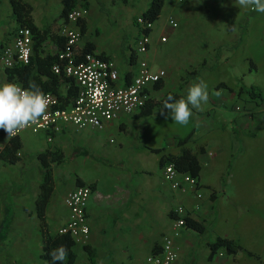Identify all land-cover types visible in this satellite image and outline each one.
Listing matches in <instances>:
<instances>
[{"label":"crops","instance_id":"crops-1","mask_svg":"<svg viewBox=\"0 0 264 264\" xmlns=\"http://www.w3.org/2000/svg\"><path fill=\"white\" fill-rule=\"evenodd\" d=\"M25 1L33 7V20L47 39L36 49L34 38L31 58L35 62L30 70L20 72L23 65L6 68L0 62V84L19 82L28 88L35 81L42 91L51 88L48 92L68 105L78 93L75 81L55 73V63L51 70L47 69L49 63L46 67L42 63L65 46L61 28L68 18L62 16L63 0ZM151 2L88 0L84 6L79 1L77 6L88 8L79 49L91 44L93 53L114 61L118 85L133 80L141 59L153 70H165L166 76L149 85V101L142 110L122 113L103 128L66 123L55 133L25 130L15 136L21 146L11 155L17 160L0 157V264L47 262L37 204L46 170L39 154L46 151L51 152L50 159L58 157L50 161L53 192L45 208L51 234H57L68 221V192L84 184L94 189L87 209L91 239L86 245L75 243L73 264H148L147 257L160 250L164 235L172 232L178 205L185 206L188 217L201 228L188 225L175 239L179 250L176 264H235L244 250L241 245V251L229 253L235 258L231 263L225 254H213L211 245L220 237L232 238L228 230L215 225L217 219L225 220L219 207L221 198H229L233 207L239 205L246 174L255 165L246 160L247 138L253 137L255 142L264 133V86L258 78L245 82L248 73L259 70L251 55L253 49L262 51L264 14L251 12V7H241L236 0H164L151 31L150 48L139 54L133 48L139 34L136 18ZM19 27L10 0H0V50L13 43ZM214 72L218 75L210 82L208 77ZM55 74L60 75L57 81L51 79ZM197 78L208 85L209 100L199 110L192 109L188 125H179L163 105L169 95L174 97L171 102L186 98ZM242 86H254L262 97L256 103L258 109L250 105L247 116H235L236 100L248 94ZM216 92L220 95H214ZM189 134L187 142L180 144ZM11 139L0 130V152ZM183 149L192 150L199 160L202 198L192 188H172L164 178L162 156ZM218 251L226 250L221 247Z\"/></svg>","mask_w":264,"mask_h":264},{"label":"built area","instance_id":"built-area-1","mask_svg":"<svg viewBox=\"0 0 264 264\" xmlns=\"http://www.w3.org/2000/svg\"><path fill=\"white\" fill-rule=\"evenodd\" d=\"M87 15L88 8L84 6H77L69 12L68 20L61 28L65 46L59 54V61L53 66L55 73L63 74L75 81L78 86L76 97L70 104L63 105L56 93L45 92L49 98V107L45 116L35 125L17 131L11 137L18 136L25 130L55 133L66 123L78 128H103L122 113L133 114L142 110L149 101L147 92L149 85L161 81L166 76L165 70H153L147 60L141 59L133 80L121 86L117 84L119 71L114 61L91 52L79 55V43L82 38L80 22ZM136 23L139 34L133 48L137 53L145 54L152 42L151 31L154 22H148L139 15ZM170 23L174 24V20L171 19ZM161 40L165 42L166 38L163 37ZM33 45L34 37L31 29L20 26L15 33L13 43L0 50V62L6 68L30 63ZM164 178L174 189L192 188L197 192L198 198L203 196L199 190L198 178L179 171L174 163H167L164 166ZM93 192L92 186L84 184L68 192L65 197L69 218L60 227L58 233L69 234L76 244L86 245L91 239L92 229L87 209ZM197 207L199 208L198 205ZM187 217L188 211L185 206L178 205L173 212L172 232L164 235L161 249L147 257L148 264H176L179 250L175 239L181 236L183 229L188 226ZM219 254L224 255L222 251Z\"/></svg>","mask_w":264,"mask_h":264},{"label":"trees","instance_id":"trees-1","mask_svg":"<svg viewBox=\"0 0 264 264\" xmlns=\"http://www.w3.org/2000/svg\"><path fill=\"white\" fill-rule=\"evenodd\" d=\"M79 1L80 0H63L64 8H63L62 16L65 17V19L68 18L69 12L73 8H75V6L78 5ZM82 1L84 6H88V0H82ZM10 3L13 7L17 22L20 24V26L28 27L31 29V31L34 34L33 37L35 38V48L36 49L39 48L42 42L47 39V34L45 32H42L40 28L35 24L32 16L33 7L25 0H10ZM163 6H164V0H152L148 9L142 13V16L148 22H155L160 17ZM84 29H85V20H81L82 32L84 31ZM62 49H64V46ZM60 51L56 53L54 56H51L49 61L48 60L42 61L44 67H46V63H49L47 64V69L49 68L51 70L52 65L59 61V54L63 50L61 52ZM86 52L93 53L91 44H87L85 50L79 51V55H83ZM34 62L35 59L33 60V58H31L30 63L21 66L20 72L23 69H25L24 71H26V69L30 70V68L33 67ZM36 66L38 65L36 64ZM47 72L44 73L47 74ZM55 76L51 77V79L57 81L60 75L58 76L57 74H55ZM159 85L160 84H158V86ZM50 89L51 88L43 89V91L48 92ZM241 89L242 91L248 92V94L252 96V99H254L253 101H255L256 103L260 102L262 95L260 94V91H258L254 86L251 87L242 86ZM190 137L191 134L187 135L184 139H181L179 143L180 144L186 143ZM20 146L21 143L17 139V137H12L6 148L0 152V157L11 162L16 161L17 157L12 156L11 154L12 151L18 149ZM50 154H51L50 151H46L44 153L39 154V158L42 160L43 165L46 169L44 173V181L42 183V193L37 200L38 214L41 218L42 226H43V236H44L43 256L48 262V264H53L50 252L51 250L57 248L59 245L63 244L68 249L67 259L63 262H55V264H73L76 258L75 253L72 250L73 246L75 245L73 238L69 234H60V233L51 234L48 230L46 223L45 208L53 192V174H52V167L50 165V161L57 160L58 158L54 155L50 159ZM161 162L163 166L166 165L167 163H174L179 171L189 173L196 178L199 177L201 166L197 156L190 149H183L179 154H175V155L164 154L162 156ZM187 225H193L195 227L201 228L200 225H198L195 221H193V219L189 217H187ZM221 247L227 250V252L230 254H236L243 249V247L235 239L220 237L215 243L211 245L212 253L213 254L216 253L218 249ZM91 258L93 261L92 256Z\"/></svg>","mask_w":264,"mask_h":264},{"label":"rangeland","instance_id":"rangeland-1","mask_svg":"<svg viewBox=\"0 0 264 264\" xmlns=\"http://www.w3.org/2000/svg\"><path fill=\"white\" fill-rule=\"evenodd\" d=\"M253 12V11H251ZM264 14V13H263ZM258 31V30H257ZM263 32H264V18H263ZM262 51L252 50L254 59L259 64L257 73H248L245 77V82H254L258 78L264 86V34L262 36ZM258 46V45H257ZM236 56H240L237 54ZM249 64V61H247ZM247 64V65H248ZM242 67L245 66L240 62ZM218 72L212 73L208 79L212 82L216 79ZM252 96L246 94L243 99H238L233 106L235 116H247L250 105L254 109H258L256 102H250ZM253 137H248L249 146L246 149L247 161L251 165L255 164L246 174V189L240 197L237 198L239 205L233 207L234 204L229 201V198L222 197L220 208L223 212L224 221L217 219L216 226L228 230L231 239H235L240 245L244 246V250L238 254L235 264H264V133H261L260 138L255 142ZM225 254L226 259L235 260L232 256ZM253 252V253H252ZM254 254L253 256L249 254ZM219 257V251L216 252ZM239 260V261H238Z\"/></svg>","mask_w":264,"mask_h":264},{"label":"clouds","instance_id":"clouds-1","mask_svg":"<svg viewBox=\"0 0 264 264\" xmlns=\"http://www.w3.org/2000/svg\"><path fill=\"white\" fill-rule=\"evenodd\" d=\"M236 3L244 8L251 7L257 13H264V0H236ZM197 81L188 88L186 98L181 97L171 102L174 97L169 95L163 105L164 109L169 110L171 119L179 125H188L193 115L192 109L199 110L202 102L207 103L209 100L208 85L201 78H197ZM214 95L219 96L220 93L216 92ZM48 107L49 98L35 81H30L28 88L16 82L0 84V130L7 136L35 125L45 116ZM161 115H164L163 110ZM50 255L53 264L63 262L67 259L68 249L63 244L59 245L51 250ZM149 261L151 262L150 257Z\"/></svg>","mask_w":264,"mask_h":264}]
</instances>
